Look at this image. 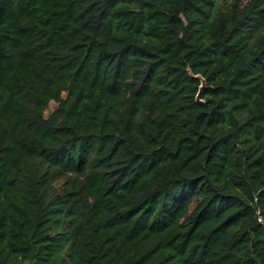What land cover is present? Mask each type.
Masks as SVG:
<instances>
[{
    "label": "trees",
    "instance_id": "trees-1",
    "mask_svg": "<svg viewBox=\"0 0 264 264\" xmlns=\"http://www.w3.org/2000/svg\"><path fill=\"white\" fill-rule=\"evenodd\" d=\"M0 264H264V0H0Z\"/></svg>",
    "mask_w": 264,
    "mask_h": 264
},
{
    "label": "water",
    "instance_id": "water-1",
    "mask_svg": "<svg viewBox=\"0 0 264 264\" xmlns=\"http://www.w3.org/2000/svg\"><path fill=\"white\" fill-rule=\"evenodd\" d=\"M197 78H199V79L201 80L202 85H201L200 90H199V93H198V95H197V97H196V101H197L198 104H200V105H202V106H205L206 104H205V102L201 99V94H202L203 90L206 88V82H205V80H203L201 77H198V76H197Z\"/></svg>",
    "mask_w": 264,
    "mask_h": 264
},
{
    "label": "rangeland",
    "instance_id": "rangeland-1",
    "mask_svg": "<svg viewBox=\"0 0 264 264\" xmlns=\"http://www.w3.org/2000/svg\"><path fill=\"white\" fill-rule=\"evenodd\" d=\"M56 107H57L56 104L51 103L49 110L46 112V116H48L51 112H53Z\"/></svg>",
    "mask_w": 264,
    "mask_h": 264
}]
</instances>
